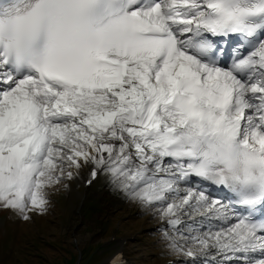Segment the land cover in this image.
I'll return each instance as SVG.
<instances>
[{
  "label": "snow or ice",
  "instance_id": "6c2138e0",
  "mask_svg": "<svg viewBox=\"0 0 264 264\" xmlns=\"http://www.w3.org/2000/svg\"><path fill=\"white\" fill-rule=\"evenodd\" d=\"M82 165L183 255L264 264V0H0V207Z\"/></svg>",
  "mask_w": 264,
  "mask_h": 264
},
{
  "label": "rangeland",
  "instance_id": "374dc122",
  "mask_svg": "<svg viewBox=\"0 0 264 264\" xmlns=\"http://www.w3.org/2000/svg\"><path fill=\"white\" fill-rule=\"evenodd\" d=\"M79 180L72 187L65 177L45 189L47 210H32L28 220L0 207V264H105L122 241L136 264H188L171 246L186 235L187 224L173 230L155 208L130 199L103 171L88 187ZM109 239L114 245H101Z\"/></svg>",
  "mask_w": 264,
  "mask_h": 264
},
{
  "label": "bare ground",
  "instance_id": "6f19581e",
  "mask_svg": "<svg viewBox=\"0 0 264 264\" xmlns=\"http://www.w3.org/2000/svg\"><path fill=\"white\" fill-rule=\"evenodd\" d=\"M91 169H92V166L91 165H82V167L80 168V170H79V172L77 173V174H75L71 179H70V186H74V181H75V179H76V177H79V181H81V182H83V184H85L86 185V183L85 182H87L89 179H91L92 178V176H91ZM77 182V181H76ZM191 186H196V187H199V182L198 181H196V182H194V184L193 185H191ZM187 223H190V221H186V223H182L181 225H178L177 226V228L179 229V228H182V226L184 225V224H187ZM182 229H184V228H182ZM180 230V229H179ZM186 232V231H185ZM186 234H187V232H186ZM110 261H111V259L108 261V263L110 264ZM115 260H112L111 261V263H113ZM200 261H202V263H204V258H196V259H193L192 258V262H200ZM78 262H79V260H78Z\"/></svg>",
  "mask_w": 264,
  "mask_h": 264
}]
</instances>
